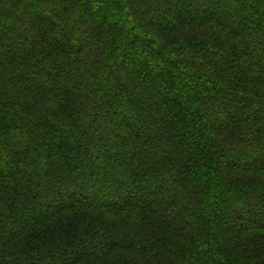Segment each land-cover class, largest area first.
Masks as SVG:
<instances>
[{
	"label": "trees",
	"instance_id": "16d2710c",
	"mask_svg": "<svg viewBox=\"0 0 264 264\" xmlns=\"http://www.w3.org/2000/svg\"><path fill=\"white\" fill-rule=\"evenodd\" d=\"M188 1L0 0V264H264V0Z\"/></svg>",
	"mask_w": 264,
	"mask_h": 264
},
{
	"label": "rangeland",
	"instance_id": "374dc122",
	"mask_svg": "<svg viewBox=\"0 0 264 264\" xmlns=\"http://www.w3.org/2000/svg\"><path fill=\"white\" fill-rule=\"evenodd\" d=\"M213 1H219V0H213ZM189 2V6H188V8L186 7V9H183V13H182V15H187V14H194V13H196V12H200V11H204V9H211V11L212 12H215L217 15H218V17H222V14H224V17H226L227 16V14L226 13H224V11L222 10V9H220V8H214V9H212L211 8V2H209L208 0H189L188 1ZM174 14L172 13V12H170V14H169V18H171L172 19V16H173ZM171 16V17H170ZM232 18H231V20L227 23V25H229V26H232V22H234L235 21V18L233 17V16H231ZM227 18V17H226ZM38 41H39V39H37ZM41 48H42V46H41ZM262 49V48H261ZM130 95L131 96H134V93L133 92H130ZM142 98L140 97V98H138V101L140 102V106H139V108L138 109H144V115L145 116H149V114H151V113H153L152 111H151V109H149V107H148V109L147 108H145V107H147L146 106V104H144L143 102H144V100H146V95H143L142 94ZM134 106H132V108H133ZM135 108V107H134ZM151 108V107H150ZM115 111H116V109H115ZM134 110H132V112H133ZM136 111H137V109H136ZM121 112V111H120ZM123 114V113H122ZM124 117V116H123ZM122 116L120 117V119H122L123 118ZM128 120H130V118L128 117ZM147 126H149V125H147ZM101 128V127H100ZM148 133H150V134H152L153 135V133H155L154 132V130H153V128L151 127V128H148V127H146V126H144L143 127V130H141L140 131V135H145V134H148ZM139 144V143H138ZM136 144V146H138V147H132V146H130L129 148H127V151L129 150V151H133V150H136V151H139V150H141V149H143V150H151L152 148L151 147H149V146H143V143H141L142 144V146H141V144ZM162 145V149H163V146H164V143H162L161 144ZM166 151H167V149H166ZM164 153L165 152H163L162 154H160L161 155V157H163L164 156ZM263 158V155H261V156H258V158H255L256 160H260V159H262ZM252 160V158L251 157H247L245 160H243V161H247V162H252L251 161ZM165 183L163 184V186H164V190L165 191H167V192H170V187H172V181L169 179V178H166L165 179V181H164ZM170 193H172V192H170ZM180 198H181V200L182 199H184L183 198V196L182 195H180ZM184 202V201H183ZM182 207V206H181ZM235 208H238V206H234ZM25 226V225H24ZM23 226V227H24Z\"/></svg>",
	"mask_w": 264,
	"mask_h": 264
}]
</instances>
